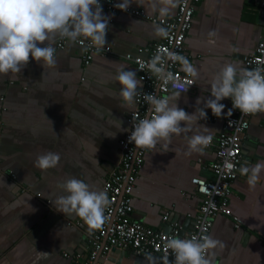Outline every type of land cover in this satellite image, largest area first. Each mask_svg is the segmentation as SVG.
Here are the masks:
<instances>
[{
  "label": "crops",
  "instance_id": "1",
  "mask_svg": "<svg viewBox=\"0 0 264 264\" xmlns=\"http://www.w3.org/2000/svg\"><path fill=\"white\" fill-rule=\"evenodd\" d=\"M129 8L162 20L172 18L178 4L165 16L152 11L151 0ZM103 11L112 16L105 45L111 52L95 54L91 65H84L82 48L68 42L57 50L54 66L31 58L21 73L0 74V264H85L65 256L88 254L91 231L74 213L57 210L53 202L64 194L58 183L75 176L91 190L103 191L119 162V141L128 132L121 128L128 130L127 117L135 109V103L122 107L115 76L122 67L137 72L127 54L137 55L161 40L155 32L161 26L151 19ZM210 32L215 35L210 37ZM263 36L264 9L257 0H201L196 6L186 50L199 78L196 88L180 93L177 101L180 108L195 113L193 129L219 136L230 98L221 101L226 105L222 117L206 109L207 120L199 119L196 108L203 103L196 105V100L211 95L210 81L225 63L245 68L244 57L256 51ZM47 151L60 153L58 165L34 167L37 155ZM187 151L183 133L173 135L167 150L162 143L148 149L133 192L134 220L165 232L178 223L182 239L194 227L189 214L194 215L203 200L192 179H212L211 165L217 159L213 146L190 155ZM257 164H264V113L252 117L243 142L241 167L250 171L232 182L229 208L241 224L224 214L213 223L210 235L226 245L214 250V264H264V169L254 187L248 184ZM166 213L168 221L163 219ZM122 251V264H147L132 250ZM105 257L98 263L107 262Z\"/></svg>",
  "mask_w": 264,
  "mask_h": 264
},
{
  "label": "clouds",
  "instance_id": "2",
  "mask_svg": "<svg viewBox=\"0 0 264 264\" xmlns=\"http://www.w3.org/2000/svg\"><path fill=\"white\" fill-rule=\"evenodd\" d=\"M132 3L141 6L142 0H122L113 7L127 11ZM178 4V0H151L152 11H158L161 16L170 13ZM114 15V14H112ZM112 16L103 11L101 0H0V74L21 73L30 58L42 62L43 66L56 65L57 50L54 46L57 37L66 38L75 43L83 37L89 40L96 49L104 47ZM156 35L168 37V30L157 26ZM215 32H210L212 37ZM83 43V41H80ZM214 44V40H209ZM167 61L179 62L182 70L193 80L199 78L198 69L186 56L176 52L157 49L156 54L148 61L149 72L165 84L175 87L177 77L165 67ZM145 65L141 64L143 71ZM115 81L120 85V97L125 102L123 106L131 107L140 95L138 89L143 87L137 79V72L118 69ZM211 95L205 100L198 97L196 105L199 119L207 120L208 112L216 117L224 115L226 105L221 103L231 98L232 108L245 115L264 113V70L260 68L247 69L233 63H225L210 81ZM179 91H173L163 97L153 93H145L144 101L150 105L149 115L139 118L133 112V129L128 137L129 143H134L137 149H155L157 144L167 150L173 135L185 134L188 144L186 155L203 151L210 143L211 135H205L198 128L193 129L195 113L189 114L178 106ZM138 122H135L137 121ZM181 122H184L182 126ZM122 131H128L121 128ZM209 128L205 126V131ZM192 132L191 136L187 134ZM61 159L59 152L47 151L37 155L34 167L40 170L55 168ZM227 169L233 165L227 163ZM264 164L251 168L248 184L255 186ZM250 169L241 167L240 173L247 175ZM63 191L53 202L58 211L74 213L88 226L89 231L101 229L106 221L105 209L112 203L106 191H94L90 186L75 176L58 183ZM206 232V229L203 230ZM224 242L211 235L192 236L191 238H166L165 255L160 258L146 254L147 264H214L215 251L223 249ZM171 250L174 260H169L167 252Z\"/></svg>",
  "mask_w": 264,
  "mask_h": 264
},
{
  "label": "built area",
  "instance_id": "3",
  "mask_svg": "<svg viewBox=\"0 0 264 264\" xmlns=\"http://www.w3.org/2000/svg\"><path fill=\"white\" fill-rule=\"evenodd\" d=\"M257 1L260 7L264 9V0ZM200 2L201 0H179L176 14L172 18L162 20L147 16L143 10H130L129 8L126 11L160 24L161 27L168 30V37H161L159 42L140 49V53L137 55L129 53L126 56L128 60L134 63L143 87L138 89L140 95L136 97L135 109L127 117L128 132L119 141V162L114 170L108 174L103 185V191L107 192L109 200L112 201L105 209L106 221L101 229L91 231L88 254H77L74 256L68 253L65 254V256L72 258L75 262L84 260L85 264L94 263L101 256H106L115 248L132 250L136 256L142 259H146V254L160 258L165 255L164 243L166 238H181L182 227L178 223L173 225L170 232H165L147 227L132 218L134 211L133 192L138 176L144 166L148 149H137L134 143H129L128 137L134 127L133 112L141 119L149 115L148 110L151 106L143 99L145 93H153L163 97L170 95L173 91L189 93L196 88V80H193L192 77L182 70L179 62L167 61L165 65L166 69L177 77L175 87L171 83L165 84L152 75L146 65L156 54L158 48L176 52L188 58L186 39L193 25L196 6ZM101 3L103 8L113 13L122 11L113 7L115 3H118L117 0H101ZM80 41H83V43ZM68 42L66 38H58L54 46L56 50L62 49ZM75 43L83 50L82 58L85 66L91 65L95 54L111 52L110 47L104 46L96 49L89 40L83 38H79ZM244 63L247 69L260 68L264 70V36L259 42L256 51L244 57ZM141 64L145 65L143 71L140 70ZM230 108H232L231 98L228 109ZM254 115H245L238 109H233L231 116H227L226 113L222 132L217 138H212L208 144V146L215 147L217 153V159L211 165L214 177L212 179L200 177L192 179L195 192L201 195L203 200L197 212L194 215L189 214L194 219V227L185 238L199 237L203 234L210 235L216 217L221 214L226 216L233 215L229 208L230 197L233 193L232 182L240 175L243 142ZM135 122H138V120ZM227 163H231L233 168L227 169L225 166ZM163 219L168 221L169 213H166ZM234 219L237 226H239L241 220L237 216H234ZM205 229L206 232L203 231ZM167 255L170 261L174 260L175 257L171 250H168Z\"/></svg>",
  "mask_w": 264,
  "mask_h": 264
},
{
  "label": "water",
  "instance_id": "4",
  "mask_svg": "<svg viewBox=\"0 0 264 264\" xmlns=\"http://www.w3.org/2000/svg\"><path fill=\"white\" fill-rule=\"evenodd\" d=\"M180 236H183V232L180 233ZM124 257H125V251H122L121 249L115 248L109 254H107L105 259L103 260V261L106 260L107 262H102V263H104V264H113V263L122 264V260L124 259ZM95 264H98V261H96Z\"/></svg>",
  "mask_w": 264,
  "mask_h": 264
}]
</instances>
